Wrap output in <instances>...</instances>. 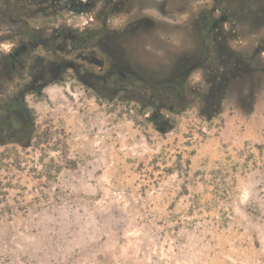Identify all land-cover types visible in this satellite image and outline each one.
<instances>
[{"label": "rangeland", "instance_id": "obj_1", "mask_svg": "<svg viewBox=\"0 0 264 264\" xmlns=\"http://www.w3.org/2000/svg\"><path fill=\"white\" fill-rule=\"evenodd\" d=\"M88 2L18 3L21 21H0V57L21 31L101 28L102 17L92 18L104 3L96 0L94 11ZM224 10L233 17L225 24L231 46L261 69L264 0H131L111 24L130 11L156 21L157 44L146 45L143 32L140 57L153 59L161 79L199 51L193 20ZM54 47L37 50L47 64ZM259 69L229 84L213 105L196 72L180 111L158 116L151 106L96 95L73 71L29 94L30 145H0V264H264ZM177 162L182 169L166 174Z\"/></svg>", "mask_w": 264, "mask_h": 264}, {"label": "flooded vegetation", "instance_id": "obj_2", "mask_svg": "<svg viewBox=\"0 0 264 264\" xmlns=\"http://www.w3.org/2000/svg\"><path fill=\"white\" fill-rule=\"evenodd\" d=\"M14 1L0 0V21H21ZM28 1L33 2H17L20 7L27 8ZM97 1L104 3L103 14H98L92 21L101 16V28L92 26L86 30H56L50 36H46L41 29L21 31L15 35L18 41L0 57L1 146L24 142L18 133L27 132L32 123L28 116L27 96L40 92L50 82L63 79L68 71H73L74 77L96 95L102 98L119 97L126 103L151 106L158 116L164 108L172 112L180 111L187 82L196 72H203V83L209 84L208 97L213 105L221 101L229 84L259 69L252 67L250 61L231 46L230 30L225 26L233 20L230 11L224 10L216 17L204 12L192 22L199 39V51L183 55L172 72L160 79L153 59L149 64H143L140 57L144 33L147 37L150 33L146 45L153 47L157 44L156 21L130 11L122 24L114 26L111 18L120 14L122 7L131 0ZM95 2H88L94 11ZM48 45L56 46L59 53L55 51L54 62L47 64L46 57L37 50L41 46L47 49ZM85 46L88 47L87 53L83 52ZM259 70L264 71V67ZM15 83L19 87L16 92L4 87Z\"/></svg>", "mask_w": 264, "mask_h": 264}, {"label": "trees", "instance_id": "obj_3", "mask_svg": "<svg viewBox=\"0 0 264 264\" xmlns=\"http://www.w3.org/2000/svg\"><path fill=\"white\" fill-rule=\"evenodd\" d=\"M17 1L18 0H15L14 1V7H15L16 13H19L20 11H19V8L17 6L18 5V2ZM30 3H33V2L31 1ZM15 15L17 16L18 14H15ZM49 46L50 45H48L47 49H50V50L52 48L55 49L54 45L53 46L51 45L50 47ZM28 109H29V113H30L28 116H30V119L32 121L31 127L29 128V130L27 132H23V133L22 132H19L18 133L19 134L18 136L19 137H22L24 139V142L19 143V144H22L25 147L29 146L30 143H31V138L33 137V125H34V121H33L32 117H31V113H33V110L30 109L29 107H28ZM181 167H182L181 162L174 163L173 165L167 167L166 174L170 175V174L179 172L182 169ZM60 169H61V167L58 168V171H60ZM185 189H186V192L185 193H188V188L186 186H185ZM0 191H1V186H0ZM200 199H202V198H200Z\"/></svg>", "mask_w": 264, "mask_h": 264}]
</instances>
